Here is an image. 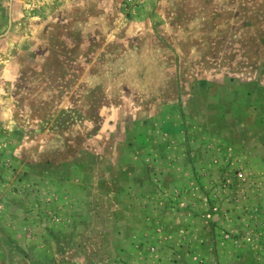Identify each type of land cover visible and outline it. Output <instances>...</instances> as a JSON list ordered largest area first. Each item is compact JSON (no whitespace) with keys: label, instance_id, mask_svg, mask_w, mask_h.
Listing matches in <instances>:
<instances>
[{"label":"rangeland","instance_id":"1","mask_svg":"<svg viewBox=\"0 0 264 264\" xmlns=\"http://www.w3.org/2000/svg\"><path fill=\"white\" fill-rule=\"evenodd\" d=\"M0 264H264V0H0Z\"/></svg>","mask_w":264,"mask_h":264}]
</instances>
